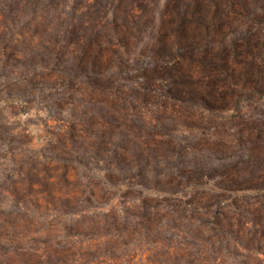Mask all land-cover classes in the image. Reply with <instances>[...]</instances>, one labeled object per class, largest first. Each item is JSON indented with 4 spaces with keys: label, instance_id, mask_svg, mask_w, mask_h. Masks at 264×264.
I'll return each instance as SVG.
<instances>
[{
    "label": "trees",
    "instance_id": "1",
    "mask_svg": "<svg viewBox=\"0 0 264 264\" xmlns=\"http://www.w3.org/2000/svg\"><path fill=\"white\" fill-rule=\"evenodd\" d=\"M70 1L0 0V19H20L25 13L35 17L42 10H54L64 19L54 39L27 47L28 60L52 68L24 76L69 86L74 100L88 96L68 108L61 93H48L54 96L47 101L55 109L53 118L66 123L50 144L57 165L65 166L63 175L77 164L104 171L103 182L102 177L93 181L97 194H111L122 184H128L130 194L136 187L169 194L182 212L179 218L190 210L199 220L191 224L200 236L235 240L251 251L264 246V117L223 118L244 98L264 94L257 41L248 34L231 39L233 21L205 0H169L160 23L151 20L150 51L133 62L120 45L130 55L137 43L130 18L140 0H96L94 7L75 0L86 3L66 10ZM109 11L112 20L105 19ZM9 35H0L3 48L10 46ZM4 85L0 94L27 92V85L16 79ZM145 106L154 108L155 116L143 113ZM69 111L72 115L64 117ZM236 138L238 146L232 143ZM27 175L30 180L40 176L31 167ZM15 191L18 204L23 193ZM143 198L148 234L156 238L152 222L161 200ZM15 210L0 208V238L28 227V216ZM94 226L101 227L98 222ZM72 228L71 235L85 232L79 224Z\"/></svg>",
    "mask_w": 264,
    "mask_h": 264
},
{
    "label": "rangeland",
    "instance_id": "2",
    "mask_svg": "<svg viewBox=\"0 0 264 264\" xmlns=\"http://www.w3.org/2000/svg\"><path fill=\"white\" fill-rule=\"evenodd\" d=\"M87 1L93 7L96 4V0ZM168 1L140 0L136 4L130 20L137 43L130 55L126 46L120 45L124 55L133 62L145 58L150 51L154 36L151 20L153 18L155 25L160 23ZM205 1L214 10L222 9L227 19L233 21L228 31L231 39L248 34L257 41L258 61L264 65V0ZM85 3L71 0L66 10ZM112 15L109 11V18L105 19L112 20ZM124 19L122 16L120 21ZM63 21L54 10H42L35 17L25 13L20 19H0V35L10 34L8 48H3L0 42V87L6 89L4 83L9 79L27 85L23 96L10 97L6 91L0 94V208L14 212L16 207L29 218L26 217L27 228L0 238V264H264V246L251 251L235 240L212 241L209 235L202 237L194 232L191 223L199 220L192 218L190 210L188 216L179 218L182 212L176 210L169 194L141 187L130 194L128 184L112 188L111 194H97L99 188L93 190V181L102 177L103 182L106 172L80 164L65 171L67 177L63 175L65 166H60L62 162L57 165L50 144L56 140V132L65 129L66 123L56 116L53 118L55 109L48 106L47 101H52L54 96L48 93H61L68 108L88 96L80 94L79 100H74L67 90L69 86L52 78L35 83L24 77L35 69L48 72L52 68L40 62L33 64V58L28 60L27 47L36 48L42 41L54 39ZM11 50H15L17 56L11 58ZM130 111L134 113L133 106ZM142 111L147 116H155L154 108L149 110L145 106ZM63 115L69 118L72 112ZM242 116L264 117V94L244 98L239 105L223 112L224 119L235 122ZM232 143L238 146L239 139ZM29 167L40 176L30 180ZM105 186L111 187V184L106 182ZM16 187L23 193L18 204ZM144 196L161 200L160 210H154L156 219L152 222L154 229H158L156 238L148 234L150 221L144 214L147 207ZM94 222L101 227L94 226ZM78 224L85 232L71 235L70 226L74 229Z\"/></svg>",
    "mask_w": 264,
    "mask_h": 264
}]
</instances>
